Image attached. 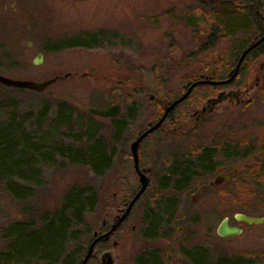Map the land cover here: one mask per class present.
I'll use <instances>...</instances> for the list:
<instances>
[{"label":"rangeland","instance_id":"rangeland-1","mask_svg":"<svg viewBox=\"0 0 264 264\" xmlns=\"http://www.w3.org/2000/svg\"><path fill=\"white\" fill-rule=\"evenodd\" d=\"M187 2H190V8L196 3L195 0ZM169 8L168 0H0V74L34 81H44L55 76L61 77L48 86L43 93L25 89H7L9 87L0 84V123L9 121L11 114H14L16 120H21V117L27 114L24 127L35 126L38 112L44 104H48L49 114L46 121L41 122V132L44 133L51 125L54 105L64 101L72 106L71 109L73 108V113L70 116L72 125L68 123L69 119L65 110L55 114L54 128L59 125L60 128L57 127L58 134L54 139L60 141V134L66 131L71 132L74 136L73 134L84 130V127L80 128L76 124L77 118L81 123H84L82 119L84 118L90 120L97 127H104L103 135H108V130L111 129H109V120L85 113V109L88 107L104 109L118 104L121 107L120 116L122 118L125 117L126 111L129 109L133 110L134 114V122L127 132L123 131L125 128H122L121 133L117 136L121 142L124 136H127V145H121L117 150L115 148L117 159L106 176L93 180L95 178L92 177L88 169L80 165L69 164L62 168L56 167L55 164L47 169L42 166L45 173L44 186L36 189L33 198L27 200L28 202L17 201L0 186V233L6 224L22 222L29 218L24 213V206L30 208L29 211L33 212L34 218L42 213H53L61 206L63 194L73 184L94 183L98 200L94 209L84 216L85 232H89V237H86V234H82L81 231L77 241L69 245L68 252L78 255L80 251H84L92 232L100 227L102 220L110 221L120 203L122 192L126 189L127 183L125 182L129 174L124 171L126 166L120 160L119 153L125 149L129 151L136 132L140 131L148 121L153 120L158 111L155 101L163 100L167 93L171 96L176 91L178 92L188 73H191L192 70H195L196 65L200 64L196 60L197 55H194L199 49L194 46L201 41V37L198 33L192 32L191 27L187 28L186 26L187 23L189 25L193 22L187 17L192 12L183 8L179 10L182 13L177 12L178 15L173 18ZM28 10H31L33 14L25 19L21 17L23 13L27 14ZM186 10L188 12H185ZM184 12L189 15H185ZM235 14H237L235 17L236 26L233 29L225 28L228 34H231L221 41L217 38L218 42L228 40L227 43L233 41L238 44L254 38L256 35L255 31L259 24L250 17L251 10L236 9ZM157 19L158 22H156ZM18 20H21L20 27L16 26ZM34 21L40 27L42 39L46 41L81 31L93 30L96 27H112L126 31L138 47L120 49L102 46L103 48L98 49H68L49 52L39 46L37 39L33 38L34 35L27 38L17 35V32L29 23L36 26ZM6 36L11 37L14 41H19L18 46L13 47L10 42H6ZM220 45L224 47V44ZM221 46L217 45L216 48L220 50ZM125 49L137 51L129 54V51ZM194 50L196 51L192 54ZM215 50L207 52L208 61ZM39 54H41L42 62L36 65L33 60ZM258 55L259 57L255 61L252 58L248 61L249 69L244 73L245 78L241 77L237 83L243 84L246 79L253 82L251 70L259 63H264L263 51L254 54L255 57ZM202 58L201 55L197 56L198 61ZM67 73L70 75L63 77ZM154 74L157 76L152 78L151 75ZM261 88H264V80L256 92L252 91L251 106L244 115H240L238 123L240 134L246 131L253 133L257 139L256 147L261 138H264V99L261 101L256 98V94ZM118 94L127 95L130 100L128 103L135 104L133 108L124 104L125 97L117 96ZM149 97L155 98V101L150 102ZM121 120L123 121L124 118ZM229 120H231V116ZM119 123L121 122L119 121ZM121 125L123 126V124ZM207 129L210 132L212 130ZM164 131L169 133L167 128H164ZM49 134L45 135L43 140H46ZM211 135L212 133L207 137H193L189 141L190 143L185 139L182 142L178 140L175 144L168 139H164L159 144L157 143L159 138L154 135V137L145 140L142 145L140 144L139 154L142 168L147 170L151 167L152 171L154 170L152 176L154 182L156 177H160L162 170H170L173 167L170 161L163 164L160 161H153L158 157V152L171 155L191 149L190 151L193 153L195 151L197 154L199 151L206 153V150L199 148L204 145H212L211 143L214 141L210 140ZM241 136L243 137L245 134ZM123 142L125 141L123 140ZM25 156L27 155L25 154ZM13 158L15 160L16 155H13ZM200 158L201 160L197 161L202 163L199 168H205L209 161L204 160L203 156ZM258 159L261 157H250L239 159V161L231 160L222 166L228 165V172H232L236 168L237 174L240 170L248 169L254 165L255 160ZM252 173H254V181L250 182L253 184L254 192H257L252 195L249 209L254 215L264 216V185L261 183L263 176L255 171ZM217 174L215 171L194 178L190 181L189 188L187 187L186 191L181 194H178L175 189L178 183L175 182V186L168 187L161 198L155 196L156 190L150 186L148 193L139 204L138 211L148 201L149 205L152 204L151 197L159 198L164 208L156 209L155 215L158 217L168 213L167 204L164 202L179 201L174 211L175 221L171 224L173 236L165 241L159 239L152 243L154 246L164 249L163 253L167 254L166 264H188L176 246L185 239L189 241L190 247L198 244L203 245V253L206 254L205 259L209 264L212 263L210 256L213 258L218 256L219 264H249L250 260L253 261V264H264V223L246 224L234 219V214L238 213L234 193L236 185L233 180L227 179L214 188L211 185ZM245 176L248 177L249 174L247 173ZM114 194L116 197L113 196ZM224 217H228L232 224L242 229L239 235L229 237L217 235V226ZM137 222V218L135 219L133 216L128 223L123 225L121 234L116 238L117 246L114 247L111 241L105 246L111 250L113 264H135L143 243ZM133 224L135 229L131 230ZM160 240L163 241L159 242ZM8 244H11V240L2 239L0 234V252L7 250ZM249 253L256 255L255 258L248 261L243 260ZM233 256L235 258L232 259ZM226 257H230L232 260L228 261Z\"/></svg>","mask_w":264,"mask_h":264},{"label":"flooded vegetation","instance_id":"flooded-vegetation-1","mask_svg":"<svg viewBox=\"0 0 264 264\" xmlns=\"http://www.w3.org/2000/svg\"><path fill=\"white\" fill-rule=\"evenodd\" d=\"M187 1L190 0H168V6L170 7L169 11L171 12L173 18H175V15H178L177 12H180V9L184 8L190 11V2L188 3ZM195 1L196 3L194 5H197V3H199L201 6H206L208 0ZM188 10H186L185 12H188ZM27 12V14L23 13L21 17L25 19L27 18V16H31L33 14L31 10H28ZM185 12V15H189V13ZM147 15H150V13H147ZM184 17L187 18L188 16ZM156 22H158V19L156 20ZM34 23L36 26L29 23L21 31L17 32V35H21L23 38L32 37V35H34L33 38L35 37L37 39V42H39V46L44 48L47 46V41L42 39L40 27L37 25L36 21H34ZM20 24L21 20H18L16 26L20 27ZM186 26L187 28L191 27L190 30L194 29L191 24L188 25L187 23ZM82 32L90 34L91 36L95 34V40L91 39V46H103L107 48H113L126 47V45H128L131 48L138 47V45L133 40H131L132 38L126 33V31L120 29L112 27H96L93 30L81 31L78 33ZM101 34H104L106 41L98 45L97 39H100L102 37ZM262 34L263 29L262 32H260L259 35H255L254 38H250L242 43L237 44L233 41L227 43L228 40H224L222 42H220V40L218 42V36L216 34L211 37V35L209 34L205 35L202 33L199 36L201 37V41L195 44L194 46L197 47L199 51L195 53L196 50H194L192 54L195 53L194 55L197 56L201 55V58L202 55H205L203 56L202 60L199 61L196 56V60L200 64L196 65V67L194 68L195 70H192L191 73H188L178 92L176 91L175 94L171 95V99H168L167 96L164 95V99H160L158 102L155 101V98L149 97L150 102L155 101L156 106H158V111L152 121H148L145 126L141 128L140 131L136 132L133 141L137 136H139L143 131L153 125L162 116L167 104L181 96L193 83L197 82L192 87L188 97L179 104H177L167 114L162 124L157 129L149 133L142 140L141 145L148 138L152 136L154 137V135L159 138L157 142L159 144L164 139H168L169 141H172L173 144H175L178 140L182 142V140L185 139L187 142H189L193 139V137H207L212 133L210 140L213 139L214 142L211 143L213 146H200L199 149H203L204 151L206 150V153H201V151H199L198 154L197 151H195L194 153L190 151L191 149L183 153H173L171 155L165 154L164 152H158V157L154 158L153 161H160L161 164H163L164 162L168 163L170 161L172 162L171 164L173 167L170 170H162V173L160 172V177H156L155 181L153 182L152 176L154 170L152 171L151 167L147 168V170L144 169V167L142 168V164L140 162L141 158L139 154V149L141 147L140 145L138 147V166L140 171L145 173L147 176V187L144 193L135 201L127 217L122 221L121 225L110 235L109 239L99 240L95 244L94 249L86 264H102V256L105 253H109V257L111 258L112 264L114 263L110 248L108 249L105 246L110 241L114 247L117 246L118 240H116V238L119 236V234H121L123 225L128 223L133 218V216L135 219L137 218V224L140 227L139 235L143 240L135 264H166L165 258L167 254L163 253L164 249H161L160 247L158 248L152 243L159 239H164V241L166 239H170L173 236V232L157 233L151 231V228H148V224L153 222V218H160L161 222L165 224V227L171 229V224L175 221L174 211L175 208H177L179 201L176 200L175 202H164L165 204H167L168 213L165 215L161 214V216L158 217H156L155 215L156 209L164 208V205L161 204V202L159 201V198L161 197H159L158 199H154L153 197H151L152 200L150 201L152 202V204L149 205L148 201L145 205L141 207V210L138 211L139 204L143 201L145 194L148 193L147 191L149 187H154V189L156 190L155 196H161V192H166V190L163 191L162 189L168 188L167 183H170L171 181L176 182L177 180L179 183H177L175 189L177 190L178 194H181V192L186 191L187 187L189 188L190 179L189 177H187V175H195L196 177H198L211 174L217 171V176L229 175L228 179H230V177L235 174L238 170L235 168L232 170V172H228V165L222 166L225 162L231 160L239 161V159H247L250 157H264V138H261L259 145L256 147L257 139L253 135V133H248L247 131L243 132L242 134H245V136L242 137V134H240V129L238 128L240 115H244L248 111L249 107L251 106V99H253L252 93L256 92V90L261 86L264 80V63H259L255 68L251 70V74L253 75L252 83L248 79H246V82H244L243 84L237 83V81L240 80L241 77L242 79L245 78L244 73L247 69H249L248 61L251 58L255 61L259 57V55L255 57L254 54H256V52L264 50V41L245 55L244 59L239 65L237 75L232 81L220 84L214 83L224 81L229 77V73L235 67H237L239 58L243 50L247 46H249L253 41L258 39ZM5 39H7L6 42H10L11 46L13 47H17L19 44V41H14L9 36H6ZM221 43L224 44V47L220 45ZM217 45L221 46L220 50L219 48H216ZM213 49L216 50L213 51L214 53H210L211 58L208 61L207 52H211ZM69 75L70 74L67 73L63 77H68ZM151 76L153 78V76L156 77L157 75L154 74ZM56 77L57 80L61 79V77L59 76ZM256 98L261 101L262 99H264V88L258 90ZM167 99L169 101H167ZM224 104H226V106H224ZM85 111V113L90 114L89 112H87V109H85ZM120 112L121 107L116 117H106L110 122L109 126H111V120H115L120 117ZM230 116L231 120H229ZM129 127H126V129H124L123 131L127 132ZM164 128L169 129V133H166L164 131ZM207 128L212 129L211 132L208 131ZM126 139L127 136H124L125 146L127 145ZM119 154L121 156V161H126V159L130 161L129 164H124L126 166V169L124 167V171L128 172L129 174L125 182L127 183V186L126 189L122 192L120 203L112 214L110 221H107L105 219L102 220L100 227L92 232V235L88 241V244L85 248V252L81 260L77 255L76 258H74L71 262L65 264L82 263V260L87 252L91 241L110 229L111 224L113 223L115 218L125 211L130 200L133 198V196L140 187L138 174L136 169L134 168L133 158L130 152V146L129 151L125 149L122 150ZM201 156H203L204 160L210 162H208L205 168H199V163L197 161L201 160ZM217 185L219 184H214L213 180L211 186L215 188L217 187ZM113 196L116 197L115 194ZM228 223L230 225H234L229 221V218ZM134 229L135 225L133 224L131 226V230ZM161 241L163 240H160L159 242ZM176 246H178L177 250H180L182 246L186 250L189 249L190 243L187 239H185L181 240V242ZM5 253H8L9 255V264H47L46 260H43L41 258L31 259V257H29L25 259H17L16 256H14L15 251L13 249L0 252V254ZM186 260L187 263L190 264L189 259L186 258ZM1 261L2 260L0 259V264L2 263ZM60 264H64V261L61 260Z\"/></svg>","mask_w":264,"mask_h":264},{"label":"trees","instance_id":"trees-1","mask_svg":"<svg viewBox=\"0 0 264 264\" xmlns=\"http://www.w3.org/2000/svg\"><path fill=\"white\" fill-rule=\"evenodd\" d=\"M236 9L251 10L252 14H250V17L259 24L258 29L255 31L256 35H259L262 29L264 31V0H208L206 6H201L197 3V5L190 8L192 13H190L191 15L188 18H190L191 22L193 21L191 25L195 29V31L192 29V32L198 33L199 36L202 33L205 35L209 34L211 37L216 34L219 40H223L224 37L231 34H228L225 28L233 29L236 26L235 17H237V14L232 12L236 11ZM101 36L100 39H97L98 45L106 41L104 34H101ZM91 39L95 40V34L91 36L87 33H75L64 36V38H52L47 40V46L43 50L59 52L68 49L103 48L91 46ZM126 47L113 48L122 49ZM125 50L129 51V54L137 51L134 49ZM261 51L264 52V50ZM258 53L256 52V54ZM168 94L167 98L171 99ZM117 96H124L126 100H123V102L128 106L130 105L129 107L133 108L135 105L128 103L130 100L127 95L118 94ZM168 99L167 101H169ZM48 106V104H44L43 108L38 112L35 126L24 127L27 114L22 116L21 120H16L14 114H11L9 121L0 123V186L10 196L16 198L17 201L28 202L27 200L33 198L36 189L44 186L45 173L42 166L47 169L55 164L56 167L60 166L62 168L69 164L80 165L88 169L92 177L95 178L93 180L106 176L110 172L113 162L117 159L115 148L117 150L119 146L124 145V139L121 142L117 139V136L121 133L122 128L126 129L134 122L133 110L129 109L126 111L123 121L121 120L123 119L122 116L111 120V126H109V129H111L108 130L109 132L106 136L103 135L104 127H97L90 120L81 117L84 123H81L77 118L76 124L80 128L84 127V130L73 134L74 136H72L71 132L66 131L60 134V141L58 139L56 141L54 137L58 134L57 127L60 128V125L54 128L55 114L65 110L69 119L68 123L72 125L70 116L73 113V108L71 109V105L67 102H57L54 105L51 125L48 127V131L42 133L41 122L46 121L50 109ZM48 133H50L48 138L43 140V137ZM39 144L40 146H38ZM13 155H16L15 160ZM255 161L254 165L248 169L240 170L239 173L233 174L229 179V181L233 180L234 185H236V192L234 193L236 195V204L238 205L237 212L251 216H257L251 213L249 209L252 203V195L257 192H254L253 184L250 182L254 181V173L252 171L263 176L261 183L264 185V157ZM123 163L129 164L130 161L126 159ZM198 163L199 165L202 164ZM247 173L249 174L248 177L245 176ZM187 177H189L190 181L196 178L195 175H187ZM167 185L171 188V186H175V181H171ZM162 190L165 191L166 189ZM160 195L162 197L164 193L161 192ZM97 200L96 185L94 183L73 184L65 191L61 198V206L53 213H42L34 218L33 212L29 211L30 208L24 206V213L29 218L22 222L17 221L3 226L0 233L1 238L6 241L11 240V244L7 245V250L13 249L15 251L14 256L17 259L41 258L46 260L47 264H60L61 260L64 261V264L71 262L77 255L68 252L69 245L77 241L81 231L83 232L82 234H86V237H89V232H85L84 216L94 209ZM153 219V222L148 224V228H151V231L157 233L173 232L172 228H166L159 218ZM202 246L200 244L192 245L190 249L186 250L182 246L179 251L189 259L190 264H209L205 259L206 254L203 253ZM84 252L85 250L79 252L80 260ZM245 256L247 258L243 260L248 261L255 258L256 255L249 253ZM210 257L212 258V263L210 264H219L218 256L215 258ZM233 258L235 257L233 256ZM0 259L2 260L1 264H9L8 253L0 254ZM232 259L226 257L228 261ZM249 262V264H253L252 260Z\"/></svg>","mask_w":264,"mask_h":264},{"label":"water","instance_id":"water-1","mask_svg":"<svg viewBox=\"0 0 264 264\" xmlns=\"http://www.w3.org/2000/svg\"><path fill=\"white\" fill-rule=\"evenodd\" d=\"M263 41H264V32L258 39L253 41L249 46H247L243 50V52L239 58V62L237 64V67H235L229 73V77L224 81L214 82V83L220 84V83H227V82L232 81L235 78V76L237 75L239 65L242 62V60L244 59L245 55L249 51H251L252 49L256 48L258 45H260ZM41 62H42V57H41V54H39L37 57L34 58L33 63L38 65ZM56 80H57V77L49 78V79H46L44 81H34L31 79L11 78V77H7V76L0 74V84L8 86V87L27 89V90H32V91H36V92H43L48 86H50ZM196 83H193L181 96H179L178 98L173 100L171 103L166 105L162 116L153 125H151L145 131H143L139 136H137L135 138V140L132 141V143L130 144V152L132 154L134 168L136 169L137 174H138L140 187H139L138 191L135 193V195L133 196V198L130 200L125 211L121 215H118L115 218V220L111 224L110 229L108 231H106L105 233H103L102 235H99L98 237L94 238L91 241L81 264L87 263L90 255L94 249L95 244L99 240H108L109 239L110 235L121 225L122 221L127 217V215L129 214V212L131 210V207L133 206L135 201L144 193V191L147 187V184H148V180H147L146 174L143 173L142 171H140L139 166H138V147L141 144L142 140L149 133H151L152 131L157 129L162 124V122L165 120L167 114L177 104H179L180 102H182L183 100H185L188 97L192 87ZM119 111H120V106L118 104H113L112 106L105 108V109H96V108H92V107L87 108V112L94 114V115L101 116V117H116L118 115ZM228 178H229V175L217 176L214 179V184H219L222 181L227 180ZM234 218L236 221L244 222L246 224H262V223H264V216H251V215H246L243 213H235ZM241 231H242V229L239 226L230 225L228 223V218L224 217L220 221V223L218 224L216 233L220 237H229V236L239 235L241 233ZM102 261H103L102 264H112L111 258L109 257V253L103 254Z\"/></svg>","mask_w":264,"mask_h":264}]
</instances>
